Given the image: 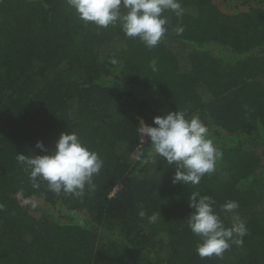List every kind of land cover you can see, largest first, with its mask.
Here are the masks:
<instances>
[{
    "label": "trees",
    "instance_id": "1",
    "mask_svg": "<svg viewBox=\"0 0 264 264\" xmlns=\"http://www.w3.org/2000/svg\"><path fill=\"white\" fill-rule=\"evenodd\" d=\"M180 3L148 48L66 0H0V264H264V0ZM176 110L198 115L222 153L195 186L173 183L174 164L139 138L141 122ZM70 131L103 161L81 197L34 187L17 161ZM191 192L226 227L239 216L242 246L197 254Z\"/></svg>",
    "mask_w": 264,
    "mask_h": 264
},
{
    "label": "clouds",
    "instance_id": "2",
    "mask_svg": "<svg viewBox=\"0 0 264 264\" xmlns=\"http://www.w3.org/2000/svg\"><path fill=\"white\" fill-rule=\"evenodd\" d=\"M66 3L83 22L94 23L97 28L119 25L126 37L138 38L148 48L156 47L167 32L165 12H173L177 17L185 12L180 0H66ZM183 31L182 26L175 28L177 35ZM111 62L117 63L115 59ZM150 67L157 71L155 60ZM139 126L141 142L150 143L156 157L174 164L173 183L195 186L203 176L215 171L222 153L198 115L189 118L184 111H169L163 116H154L152 125L141 122ZM35 147L44 154L18 153L17 161L30 170L34 187H39L37 180H43L54 193L83 196L85 186L91 184L103 166L98 154L85 146L74 131L61 132L50 152L41 141ZM188 203L193 211L186 222L190 231L199 237L196 251L201 258L222 257L232 244L243 245L248 230L238 215L234 214L231 226L226 227L211 196L191 192ZM238 207V202L229 200L221 206V211L235 213ZM138 215L144 218L146 213L141 209ZM148 219L151 222L156 217Z\"/></svg>",
    "mask_w": 264,
    "mask_h": 264
},
{
    "label": "rangeland",
    "instance_id": "3",
    "mask_svg": "<svg viewBox=\"0 0 264 264\" xmlns=\"http://www.w3.org/2000/svg\"><path fill=\"white\" fill-rule=\"evenodd\" d=\"M33 150H37V149H35V148H34ZM132 156H133V157H135V156H136V154H133ZM30 202H31L32 204H34V203H35V204H37V201H34V202L30 201ZM230 215H233V214H232V213H230Z\"/></svg>",
    "mask_w": 264,
    "mask_h": 264
}]
</instances>
